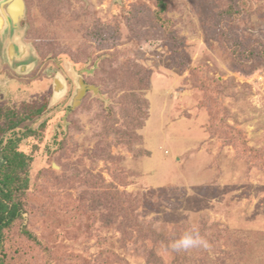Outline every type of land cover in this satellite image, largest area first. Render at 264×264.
Wrapping results in <instances>:
<instances>
[{
	"label": "rangeland",
	"instance_id": "1",
	"mask_svg": "<svg viewBox=\"0 0 264 264\" xmlns=\"http://www.w3.org/2000/svg\"><path fill=\"white\" fill-rule=\"evenodd\" d=\"M156 2L24 0L0 112L45 108L3 264H264V0Z\"/></svg>",
	"mask_w": 264,
	"mask_h": 264
},
{
	"label": "trees",
	"instance_id": "2",
	"mask_svg": "<svg viewBox=\"0 0 264 264\" xmlns=\"http://www.w3.org/2000/svg\"><path fill=\"white\" fill-rule=\"evenodd\" d=\"M156 1L158 20H163L160 15L166 9V2L165 0ZM140 102L143 103L141 105L143 110H141L140 115L138 112V115L134 118L127 117V119L135 123L139 122V120L134 121L133 119L138 116L144 119L147 110L145 99ZM41 111L42 109H36L32 113L22 115L10 109L4 111V113L0 112V264L4 263L6 256L3 252L5 232L21 216L24 209L22 195L28 189L29 180L27 174L32 159L30 155L19 150L18 146L22 138L33 132L35 133V130L30 126L22 129L20 127L24 121L37 116ZM122 118L124 119L125 117L123 116ZM118 131L116 133H121V130ZM172 191L175 192V189ZM166 193L171 194V191ZM161 196L162 194L157 197L160 198ZM24 234L32 238V235L27 230L24 231Z\"/></svg>",
	"mask_w": 264,
	"mask_h": 264
},
{
	"label": "water",
	"instance_id": "3",
	"mask_svg": "<svg viewBox=\"0 0 264 264\" xmlns=\"http://www.w3.org/2000/svg\"><path fill=\"white\" fill-rule=\"evenodd\" d=\"M14 6L16 7L15 9ZM24 15V0H0V53L10 66L15 65L17 73H24L29 70L33 63L29 61L30 52H28V47L20 41L21 30L19 23ZM24 51L27 52L26 56L22 54ZM95 67L96 64L92 68L82 71L91 73ZM82 71L80 72L82 73ZM81 73L77 74L76 87L67 110L79 105L87 90L99 93L97 86L84 82ZM61 86V90L57 89V92L64 89V83H61Z\"/></svg>",
	"mask_w": 264,
	"mask_h": 264
},
{
	"label": "clouds",
	"instance_id": "4",
	"mask_svg": "<svg viewBox=\"0 0 264 264\" xmlns=\"http://www.w3.org/2000/svg\"><path fill=\"white\" fill-rule=\"evenodd\" d=\"M205 244L203 238L199 235L198 231L193 230L186 232L177 240L173 245L175 251H186L195 247H199Z\"/></svg>",
	"mask_w": 264,
	"mask_h": 264
},
{
	"label": "flooded vegetation",
	"instance_id": "5",
	"mask_svg": "<svg viewBox=\"0 0 264 264\" xmlns=\"http://www.w3.org/2000/svg\"><path fill=\"white\" fill-rule=\"evenodd\" d=\"M84 70V69H83ZM84 80V79H83ZM85 82V81H84ZM45 108V105L42 107H40L39 109H44ZM68 109V107H66V111L68 112L69 110H67Z\"/></svg>",
	"mask_w": 264,
	"mask_h": 264
},
{
	"label": "bare ground",
	"instance_id": "6",
	"mask_svg": "<svg viewBox=\"0 0 264 264\" xmlns=\"http://www.w3.org/2000/svg\"><path fill=\"white\" fill-rule=\"evenodd\" d=\"M16 7L14 6V9H15Z\"/></svg>",
	"mask_w": 264,
	"mask_h": 264
}]
</instances>
